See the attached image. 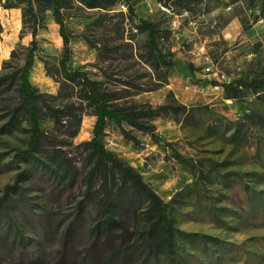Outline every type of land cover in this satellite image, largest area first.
I'll return each mask as SVG.
<instances>
[{
	"label": "rangeland",
	"instance_id": "obj_1",
	"mask_svg": "<svg viewBox=\"0 0 264 264\" xmlns=\"http://www.w3.org/2000/svg\"><path fill=\"white\" fill-rule=\"evenodd\" d=\"M59 5L67 71L140 113L138 126L107 118L98 139L162 199L172 237L147 234L149 201L119 172L105 185L93 171L94 107L61 70L49 0H0V264H264V86L215 84L264 78V0ZM30 48L34 98L19 78ZM106 187L118 224L98 238Z\"/></svg>",
	"mask_w": 264,
	"mask_h": 264
},
{
	"label": "trees",
	"instance_id": "obj_2",
	"mask_svg": "<svg viewBox=\"0 0 264 264\" xmlns=\"http://www.w3.org/2000/svg\"><path fill=\"white\" fill-rule=\"evenodd\" d=\"M50 2V9L54 15L55 21L59 26V33L63 41V56L60 59V66L63 74L69 78H78L84 90L87 93V97L90 100L91 104L94 107V114L96 116L95 124L93 127V136L87 142L89 146L93 149L95 154L98 157V163L96 168L93 171L102 170L104 176V184L106 185L107 182V167L110 169H115L117 172L120 173L122 177V181L124 183H130L132 187L138 192V194L144 196L150 204V211L154 213V221L150 223V227L147 231L149 235H156L158 237L164 236L166 240L170 241L172 237L173 227L172 223L167 215L166 205L162 201V199L141 179L140 175L136 173L130 166L126 165L122 160L117 158L113 153L106 150L103 144L98 139V136L101 133V130L105 124V120L107 118H111L116 122H120L122 120L128 122L133 126H138L137 118L140 116L138 112H128L122 108H113L109 109L102 97V94L98 90L96 83L88 78L83 72L81 71H74L69 72L66 69V62L68 59V36L65 31V25L61 18V6L59 5V0H49ZM32 4L30 5V9L28 10L30 13H33ZM26 9H23V15L26 14ZM32 43L34 44V37L36 35V28L34 27L32 30ZM33 61V48H30L27 57L25 59V63L20 72V86L23 93L28 98H34V91L28 81V74L32 65ZM215 84L220 85L223 87L225 91H230L232 89H236V87H245L252 90H255L259 87L264 86V78L261 80H251L245 81L242 79H237L232 82L228 83H217ZM32 118V135L29 142V148L23 151L24 156H27L31 153L34 146L36 145L38 139V120L34 113L31 114ZM149 132H153V127L149 126L147 129ZM116 197L113 195L112 189L106 187L102 198L101 203L103 206V216L100 221L93 227V233L99 238L101 236H109V233L115 228V224H118V221L114 219V212L115 209L119 206L117 203ZM1 206V202H0ZM161 228V229H160ZM130 245V246H129ZM133 247L131 244L126 245V249ZM123 252V254L126 252ZM110 258V256H109ZM97 262L106 263L107 258H97Z\"/></svg>",
	"mask_w": 264,
	"mask_h": 264
}]
</instances>
